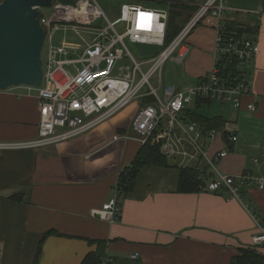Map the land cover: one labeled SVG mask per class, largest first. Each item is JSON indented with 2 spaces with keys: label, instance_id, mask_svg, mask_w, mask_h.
<instances>
[{
  "label": "crops",
  "instance_id": "0c3cea01",
  "mask_svg": "<svg viewBox=\"0 0 264 264\" xmlns=\"http://www.w3.org/2000/svg\"><path fill=\"white\" fill-rule=\"evenodd\" d=\"M224 5L234 11L228 19L250 29L244 37L257 42V55L244 74L253 95L242 99L241 109L223 105L224 128L237 141L216 138L209 151H223L220 173L264 180V0H225ZM213 40V29L204 25L187 39L194 82L211 68ZM188 41L196 51L190 52ZM248 104L257 109L247 110ZM38 123L35 95L0 91V142L35 139ZM114 125L117 136L109 146L129 134ZM110 130L102 125L46 149L0 151V264H33L38 246L37 264H80L96 248L90 241L99 240L106 242V256L120 264H231L239 250L252 246L259 230L245 206L264 224V189L243 185L241 201L222 193L181 194L175 187L178 170L171 167L143 169L138 176H154L157 185L146 181L138 193L137 178L131 194L120 196L116 222L92 217L114 196L119 173L140 149L134 141L118 145L113 159L103 162L99 156L107 149L98 147ZM13 195L21 201L9 200Z\"/></svg>",
  "mask_w": 264,
  "mask_h": 264
},
{
  "label": "built area",
  "instance_id": "2783aa9c",
  "mask_svg": "<svg viewBox=\"0 0 264 264\" xmlns=\"http://www.w3.org/2000/svg\"><path fill=\"white\" fill-rule=\"evenodd\" d=\"M136 1L138 4H120L113 20L103 14L97 0H75L73 5L53 0L51 7L38 8L39 11L51 10L48 19L39 13V23L45 32L44 43L48 32L60 26L89 30L94 38L86 43L82 52L66 42L57 48L49 46L46 61L42 62L40 86L6 90L23 89L28 95L36 96L38 134L32 140L0 142V151L46 149L77 139L134 103L136 110L128 127L129 134L123 139L134 141L140 147L148 142L157 145L163 158L177 163L180 169L197 172L202 181L200 191L222 193L227 198L241 201L243 185H256L263 190L262 179L228 176L218 170L224 153L220 150L210 153L209 142L221 138L235 143L237 137L232 131L224 128L204 133L197 123L185 116L192 99L195 103L199 100L219 102L241 109L242 99L253 95L244 74L257 55L256 40L226 32V17L234 11L224 5V0ZM146 2L165 7H146ZM177 4L188 7L181 13V18L186 20L179 33L166 43L171 7ZM103 24L105 26L101 27ZM203 25L214 31L210 70L195 80L194 85L177 87L165 84L166 63L171 61L180 65L184 62L189 52L188 37ZM135 44L158 46V50L150 56L140 55L138 61L128 47ZM123 60L131 64L118 67L117 73L113 74ZM231 64H234V70L226 75ZM246 109L255 111L257 105L248 104ZM119 200L116 183L114 196L101 209L92 211L91 216L108 223L116 222L121 211ZM245 207L259 230L249 249L264 254V224L249 205ZM136 257L134 254L130 259ZM113 262L114 259L106 256L102 264Z\"/></svg>",
  "mask_w": 264,
  "mask_h": 264
},
{
  "label": "water",
  "instance_id": "95a60500",
  "mask_svg": "<svg viewBox=\"0 0 264 264\" xmlns=\"http://www.w3.org/2000/svg\"><path fill=\"white\" fill-rule=\"evenodd\" d=\"M73 5L75 0H58ZM53 0L0 1V91L15 87L38 88L42 80L41 53L45 32L39 23V7ZM139 55L150 56L158 46L134 45Z\"/></svg>",
  "mask_w": 264,
  "mask_h": 264
},
{
  "label": "rangeland",
  "instance_id": "374dc122",
  "mask_svg": "<svg viewBox=\"0 0 264 264\" xmlns=\"http://www.w3.org/2000/svg\"><path fill=\"white\" fill-rule=\"evenodd\" d=\"M97 1L101 7L103 14L109 20L115 19L120 4H122V3L138 4V1H136V0H97ZM144 5L146 7H152V8H159V7L163 8V7H165L163 5H160V4L154 3V2H152V3L146 2V3H144ZM176 7L177 6L171 7L172 12L174 11V12L182 13V11L176 9ZM39 13L45 19H48L51 15V10L50 9H40ZM96 25H99V22ZM104 26H105V24H103L101 27H104ZM183 26H184V24L182 25V27ZM92 34L93 33L89 30H86V29L74 30V29H72L71 26H68V27L60 26V27L53 29L52 31L48 32L47 41L44 43L42 53H41V61L43 63L46 61V50L49 46H51L53 48H57V47H60L63 42L72 44L77 50L82 52L83 49L86 47V43L90 42L94 38V35H92ZM189 46H190V52L196 51L197 50L196 47H198L196 44H193L191 42H189ZM128 47H129L132 55L138 61H140L141 56L136 51L135 47L132 45H128ZM189 56H190V54L188 55L187 59L180 65H178L174 62H171V61H168V63H166V65L164 67L165 84H171L174 86H177L179 84L178 86H181V87H183L187 84L194 85V80H192V78H191V76H189V74H191V68L194 66L193 64H195V62L192 60V58H191L192 56L190 58H189ZM72 57L74 58L76 56L72 55ZM58 58H64V57H58ZM130 64H131L130 61H127V60H123L122 62H119L117 64V67L115 68L113 74L117 73L118 67L130 65ZM152 84L154 85L153 82H152ZM188 107L190 109L189 111L192 114H197V115H200V116H203L206 118L212 117V116H221L224 114V111H225V106L221 105L219 102H211L210 104L202 103L201 107L199 109L195 106V99H192V102L188 105ZM135 110H136V106L134 103H132V104L126 106L120 112H118L115 116H113L111 119L106 121L104 124H102L105 127H107V128L109 127L111 129L109 133H105L103 135V140L105 142L102 143L98 147V148L101 147L102 150L107 149V150L101 152V154L99 156V158H102L103 162L108 163V162H110V160L113 159L114 154L116 153V150L118 151L117 148H120V146H118V145L123 144V148H124L126 144H128L129 142H131V143L133 142V141L124 139V140H121V142L119 141L118 142L119 144H116V145L109 146L107 144L110 141V139H113L114 136H117V134L114 132V126H115L114 123H117V126H119L120 128L127 130L130 123H131L133 115L135 113ZM100 127H98V128H100ZM167 164L169 167H172L173 171H175L173 166H176L178 168V164L174 163L171 160H167ZM108 165H110V163ZM120 166H121V162H119L117 167H120ZM175 174H176V172H175ZM137 178H139V181L137 180L138 181V186H137V192L138 193L142 189L145 190V188H147L146 181H151L149 183V185H151L153 187H154V185H157V182H158V178H155L154 176L148 177V175H146L145 172L142 174V176H140V177L138 176ZM152 181L154 182L153 185H152Z\"/></svg>",
  "mask_w": 264,
  "mask_h": 264
},
{
  "label": "trees",
  "instance_id": "16d2710c",
  "mask_svg": "<svg viewBox=\"0 0 264 264\" xmlns=\"http://www.w3.org/2000/svg\"><path fill=\"white\" fill-rule=\"evenodd\" d=\"M176 9L180 11H185L188 9L187 6L182 4H177ZM181 13L171 12L166 29L165 42L169 43L180 31L185 20L181 18ZM226 17L225 27L226 32L231 36L235 35L237 37H243L246 34H250V29L239 24L234 20L228 19ZM226 61V59H224ZM234 64L226 70V75L229 72H233ZM202 103L210 104L208 101H196L195 106L200 109ZM188 120L198 124L202 132H207L210 130L222 131L225 126V121L222 117H212L206 118L197 114H192L188 110L185 113ZM167 160L163 158L159 153V148L157 145H152L148 142L146 145L140 147L135 158L130 163L129 166L124 168L120 173L117 180L118 192L123 196H128L134 190L136 185V179L138 174L143 169L148 168H168ZM172 168V167H171ZM173 168L178 170V176L176 180V192L181 194H190L199 192V188L202 185V181L199 179L198 173L189 169H180L174 166ZM12 201H21L19 195H13L9 198ZM46 235L43 237L45 238ZM90 243L95 244L96 248L94 251L89 252L85 255L80 264H102L104 258L106 257V242L105 241H90ZM264 250V248H262ZM261 250V251H262ZM41 254V247L38 246L36 256L33 264H37L39 256ZM113 264H120V261L114 260ZM122 264V263H121ZM123 264H136L131 262H124ZM231 264H264V254L255 253L250 249L239 250V255L235 256Z\"/></svg>",
  "mask_w": 264,
  "mask_h": 264
}]
</instances>
